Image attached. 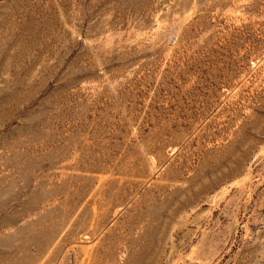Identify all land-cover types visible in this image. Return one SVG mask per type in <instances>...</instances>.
<instances>
[{"label": "rangeland", "instance_id": "374dc122", "mask_svg": "<svg viewBox=\"0 0 264 264\" xmlns=\"http://www.w3.org/2000/svg\"><path fill=\"white\" fill-rule=\"evenodd\" d=\"M0 264H264V0H0Z\"/></svg>", "mask_w": 264, "mask_h": 264}, {"label": "bare ground", "instance_id": "6f19581e", "mask_svg": "<svg viewBox=\"0 0 264 264\" xmlns=\"http://www.w3.org/2000/svg\"><path fill=\"white\" fill-rule=\"evenodd\" d=\"M58 236H60V233H59V235H58ZM56 241H57V239H55V240H54V241H52V242L56 244V243H57Z\"/></svg>", "mask_w": 264, "mask_h": 264}]
</instances>
